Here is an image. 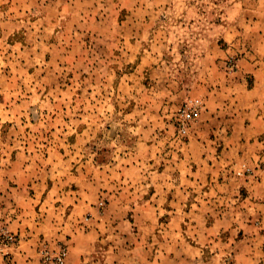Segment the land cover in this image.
<instances>
[{"label": "rangeland", "instance_id": "374dc122", "mask_svg": "<svg viewBox=\"0 0 264 264\" xmlns=\"http://www.w3.org/2000/svg\"><path fill=\"white\" fill-rule=\"evenodd\" d=\"M263 56L264 0H0V264H264Z\"/></svg>", "mask_w": 264, "mask_h": 264}, {"label": "built area", "instance_id": "2783aa9c", "mask_svg": "<svg viewBox=\"0 0 264 264\" xmlns=\"http://www.w3.org/2000/svg\"><path fill=\"white\" fill-rule=\"evenodd\" d=\"M202 105H203L202 100L199 98H196V99L191 100L186 106L182 108L181 117H180V119H182V125H181L182 133H186L188 130L187 122H190L196 119L200 115L201 110H202ZM13 242H14V238L10 234H4L3 236H0V255ZM64 255H65V252L62 250L58 255L54 257V260L52 262L54 264H60L63 261Z\"/></svg>", "mask_w": 264, "mask_h": 264}, {"label": "crops", "instance_id": "0c3cea01", "mask_svg": "<svg viewBox=\"0 0 264 264\" xmlns=\"http://www.w3.org/2000/svg\"><path fill=\"white\" fill-rule=\"evenodd\" d=\"M251 65L256 66V67H264V56L261 57V58H257V59L255 58L251 62ZM256 81L257 82L254 84L255 86L253 88L258 90L260 87H262V85H264V81L261 79L260 76H258V79ZM235 92H237V91H235ZM235 94H236V96L234 94L232 95L233 98L239 100L240 92H237ZM259 104H260V107L262 109H260L259 110V114H257L258 120H256V122H253L252 124L253 125H260V126H262L264 128V97L259 99ZM236 113H237L236 118H239L240 117V110L236 109ZM248 124L249 123H247V125ZM248 126H251V124L248 125ZM262 144H263V147H264V142H262ZM259 156H260V158L264 159V150L259 152ZM262 174H264V171H262Z\"/></svg>", "mask_w": 264, "mask_h": 264}]
</instances>
